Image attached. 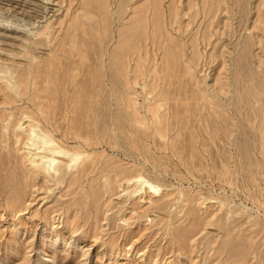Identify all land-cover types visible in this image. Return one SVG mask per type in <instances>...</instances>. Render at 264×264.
Masks as SVG:
<instances>
[{"label": "rangeland", "instance_id": "rangeland-1", "mask_svg": "<svg viewBox=\"0 0 264 264\" xmlns=\"http://www.w3.org/2000/svg\"><path fill=\"white\" fill-rule=\"evenodd\" d=\"M0 264H264V0H0Z\"/></svg>", "mask_w": 264, "mask_h": 264}, {"label": "bare ground", "instance_id": "bare-ground-1", "mask_svg": "<svg viewBox=\"0 0 264 264\" xmlns=\"http://www.w3.org/2000/svg\"><path fill=\"white\" fill-rule=\"evenodd\" d=\"M233 116V115H232ZM172 128V127H171ZM31 135V134H30ZM31 137V136H30ZM32 139V138H31ZM29 141H30V138H29ZM233 141V140H232ZM176 143V142H175ZM175 143H173V144H175ZM173 144H172V146H173ZM232 145V144H231ZM176 146H177V144H176ZM175 149V148H174ZM169 150V149H168ZM176 154V153H175ZM232 169H233V167H232ZM236 170H237V168H236ZM150 190H153L154 192H156V190L155 189H150Z\"/></svg>", "mask_w": 264, "mask_h": 264}]
</instances>
